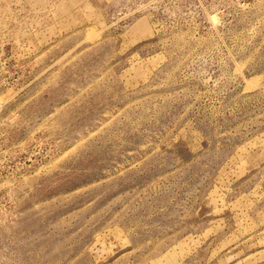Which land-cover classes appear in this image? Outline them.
Masks as SVG:
<instances>
[{
    "label": "rangeland",
    "instance_id": "rangeland-1",
    "mask_svg": "<svg viewBox=\"0 0 264 264\" xmlns=\"http://www.w3.org/2000/svg\"><path fill=\"white\" fill-rule=\"evenodd\" d=\"M0 264H264V0H0Z\"/></svg>",
    "mask_w": 264,
    "mask_h": 264
}]
</instances>
